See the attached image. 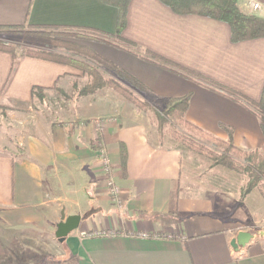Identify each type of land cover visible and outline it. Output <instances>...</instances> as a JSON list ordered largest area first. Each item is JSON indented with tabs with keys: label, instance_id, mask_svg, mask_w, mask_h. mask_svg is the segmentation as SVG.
<instances>
[{
	"label": "crops",
	"instance_id": "crops-1",
	"mask_svg": "<svg viewBox=\"0 0 264 264\" xmlns=\"http://www.w3.org/2000/svg\"><path fill=\"white\" fill-rule=\"evenodd\" d=\"M248 1L238 0L241 10L264 18V10L252 12ZM117 16V8L102 0H0V26H78L114 34ZM122 36L141 53L151 51L251 100L261 96L264 37L233 42L226 22L177 14L160 0H131ZM82 44L159 97L192 94L187 119L213 136L226 140L225 125L242 150L263 146L257 114L221 91L125 49ZM78 75L66 64L0 51V114L26 116L35 104L34 86L54 93ZM80 102L82 108L70 106L62 124L22 127L24 156L0 132V264L22 258V250L34 257L40 251L66 255L77 264H264L259 189L241 198L247 182L224 169L207 168L202 173L209 178L196 179L191 154L184 158L177 144L160 139L148 115L111 88ZM121 143L128 151L126 176L118 173ZM104 152L118 197L109 192L112 173L103 169ZM70 215L81 216L79 228L60 242L58 224ZM241 231L253 239L236 250L231 243ZM14 238L24 244L19 254Z\"/></svg>",
	"mask_w": 264,
	"mask_h": 264
},
{
	"label": "trees",
	"instance_id": "trees-1",
	"mask_svg": "<svg viewBox=\"0 0 264 264\" xmlns=\"http://www.w3.org/2000/svg\"><path fill=\"white\" fill-rule=\"evenodd\" d=\"M160 1L177 14H194L226 22L231 28L233 42L264 37V18L244 13L238 5V0ZM102 2L118 10L114 34L101 32L89 27L21 25L0 26V35H19L28 44H38L52 47L56 51H65L64 53H59L29 47L26 50V54L30 57L66 64L80 70L88 78L87 82L79 89L78 95L81 97L96 94L104 88L113 89L119 96L131 102L140 110L150 113L160 139L169 138L173 143L176 142L182 150L184 148L193 153L205 154L216 167H223L229 171L245 175L247 177V185L241 193V198H244L254 189H259L264 197V144L258 149L242 150L234 144V130L225 125L222 127L228 134L226 140L213 136L187 119V111L192 94H186L182 97H159L129 73L100 56L90 47L68 40V38L113 45L139 55L164 68L180 71L183 75L199 79L205 85L221 91L252 109L259 117L263 136L264 86L259 100L254 101L240 92L213 82L151 51L141 53L137 50L134 42L122 36L127 26L128 8L131 0H102ZM0 51L11 52L14 57H16L17 53L14 44L9 41H0ZM56 89L63 93L61 88L57 87ZM45 90L44 87L34 86L32 88V98L43 102L46 98ZM178 126L183 128L185 132L179 131ZM200 139L214 145L213 150L208 148ZM98 148L99 146L96 149ZM127 161L128 151L126 145L121 143L118 173L122 176H126Z\"/></svg>",
	"mask_w": 264,
	"mask_h": 264
},
{
	"label": "rangeland",
	"instance_id": "rangeland-1",
	"mask_svg": "<svg viewBox=\"0 0 264 264\" xmlns=\"http://www.w3.org/2000/svg\"><path fill=\"white\" fill-rule=\"evenodd\" d=\"M68 40L78 42L81 44L85 41L83 39H73V38H68ZM0 41L11 42L12 44H14V47H15V50L17 53H21V54H25V55H27L26 50L29 47L36 48V49H44V50L53 51V52L56 51L52 47H47V46L38 45V44H33V45L28 44L19 35L1 34L0 35ZM56 52L64 53L65 51L57 50ZM77 72H78V74H81V75L77 76L76 83H74V84L70 83L69 85L65 84L64 88L66 91L63 90V93L57 91V89H56V91L54 93H45L46 98L43 102L35 99V104L32 106V109L29 112L30 114H28L26 116L17 115L15 117L12 115H8V113L6 115L0 114V132L2 134L5 133L6 136L9 137V139L13 141L14 146L12 144H10L13 149H15L18 152H22L23 156L26 155L25 151H24L25 150L24 146L19 145V139L23 135L22 133H24L23 132L24 130H22V127L28 128L30 131H32L35 124H37V122H40L41 124H50V123H52L54 125H57L59 123L62 124L63 122H65V120L69 119L68 117H69L70 106L73 105V107H74L76 105L77 107H79L78 109L82 108V107H80V103H81L80 101L82 100V97L80 95H78V92H79V89L82 88V86L87 82L88 78H87V76H84L80 70L77 69ZM112 91H114V90L112 89ZM126 101L128 103L132 104L128 100H126ZM132 105L135 106L134 104H132ZM136 108H138V107H136ZM140 111L146 113V115H148V117L151 119L152 123H154L149 112L144 111V110H140ZM4 112H5V110H4ZM95 122H97L96 123L97 126L98 125L100 126L103 124V122H101L100 120L99 121L96 120ZM155 127H156V125H155ZM178 130L181 132H185L184 129L179 127V126H178ZM200 141L203 142L204 144H206V146L208 148L213 150L214 145H212L209 142L203 141L201 139H200ZM15 143L18 144L19 148H17V149L15 148ZM99 145H100V143H99ZM100 148H101V146H99V149ZM100 150H102V148ZM183 150H184V158H185V156L186 157L188 156L187 153L189 155L191 154V156L187 157L188 158V165L190 168V173L196 179L200 178V176H201L200 180L201 179L204 181L207 180V178H209V177H207L206 175H204V173H202V171L207 169V168L213 169V170H218V169L227 170L223 167L214 166L213 162L211 160H209L205 154H204L205 155L204 156V155L192 152L193 154L196 155V156L195 155L193 156L191 151H188L187 149H184V148H183ZM104 156L107 158V160L109 162L108 167H110L109 172H107L105 170L104 171L108 174L112 173V176L110 178H113V169L114 168L112 167V165H111V163L107 157L106 152H104ZM103 169H104V167H103ZM236 174H238V173H236ZM238 176H240V178L243 177L245 183L247 182V177L245 175L238 174ZM110 181L111 180H108V182H107L108 186H109ZM109 192H110V190H109ZM227 213H229V211H227ZM13 245L16 248V250L18 249V247H21L23 249V246H24V244L17 243L15 238H14ZM16 253L19 254L21 252H19V250H17ZM40 253H41V255H40ZM33 255H34V253L30 252V250H25V251L22 250V253L20 255V256H22V258H19L17 261H12V262H9L7 264H77L75 260H72L71 258H69L66 255L54 256V255L44 254V252H42V251L39 252V254H38L39 257H34ZM24 256H26V258H23Z\"/></svg>",
	"mask_w": 264,
	"mask_h": 264
},
{
	"label": "water",
	"instance_id": "water-1",
	"mask_svg": "<svg viewBox=\"0 0 264 264\" xmlns=\"http://www.w3.org/2000/svg\"><path fill=\"white\" fill-rule=\"evenodd\" d=\"M80 222V215H70L65 221L60 222L56 231V237L59 241L64 242L73 231L79 228ZM252 239L253 235L251 233L241 231L238 233L237 237L232 240L231 245L234 249L239 250L240 247H246Z\"/></svg>",
	"mask_w": 264,
	"mask_h": 264
},
{
	"label": "built area",
	"instance_id": "built-area-1",
	"mask_svg": "<svg viewBox=\"0 0 264 264\" xmlns=\"http://www.w3.org/2000/svg\"><path fill=\"white\" fill-rule=\"evenodd\" d=\"M248 6L250 8V10L252 12H260L262 10H264V0H249L248 1ZM102 165L104 167V170L109 172L110 167H108L109 162L107 160V158L104 156L103 154V159H102ZM109 180H111L109 182V190H110V195H112L113 197H118L119 196V187L116 185V183L113 180V178H109ZM92 235V234H90ZM142 237H150L151 235L147 234V233H142L141 234Z\"/></svg>",
	"mask_w": 264,
	"mask_h": 264
}]
</instances>
